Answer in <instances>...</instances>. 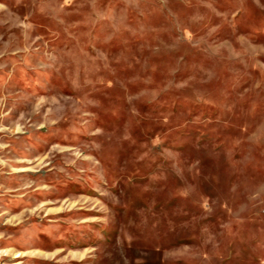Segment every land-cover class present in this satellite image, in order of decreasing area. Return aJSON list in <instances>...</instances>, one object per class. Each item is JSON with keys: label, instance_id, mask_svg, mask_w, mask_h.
<instances>
[{"label": "rangeland", "instance_id": "374dc122", "mask_svg": "<svg viewBox=\"0 0 264 264\" xmlns=\"http://www.w3.org/2000/svg\"><path fill=\"white\" fill-rule=\"evenodd\" d=\"M0 264H264V0H0Z\"/></svg>", "mask_w": 264, "mask_h": 264}]
</instances>
